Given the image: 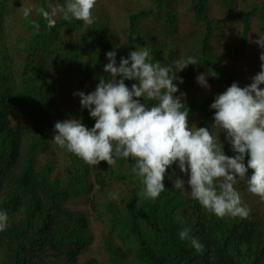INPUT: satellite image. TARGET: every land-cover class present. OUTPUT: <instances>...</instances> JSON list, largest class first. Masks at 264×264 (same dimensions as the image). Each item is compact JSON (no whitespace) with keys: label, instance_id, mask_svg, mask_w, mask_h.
<instances>
[{"label":"trees","instance_id":"obj_1","mask_svg":"<svg viewBox=\"0 0 264 264\" xmlns=\"http://www.w3.org/2000/svg\"><path fill=\"white\" fill-rule=\"evenodd\" d=\"M49 2L65 0H23L34 8ZM21 6L22 0H0V210L9 216L0 264H264V200L243 181L235 187L250 215L221 218L173 188L177 176L187 181L175 164L153 200L142 195L131 158L88 165L52 141L57 121L82 118L94 126L73 93H90L100 78H111L103 69L108 51H117L119 63L136 46L177 71V62L197 59L176 75L184 81L189 125L210 128L214 97L233 82L250 84L260 71L261 49L252 41L264 35V0H97L91 25L58 14L49 29L33 12L39 34ZM205 72L210 89L196 82ZM210 131L233 156L226 132ZM80 199L89 206H77ZM183 226L203 252L180 240Z\"/></svg>","mask_w":264,"mask_h":264},{"label":"clouds","instance_id":"obj_2","mask_svg":"<svg viewBox=\"0 0 264 264\" xmlns=\"http://www.w3.org/2000/svg\"><path fill=\"white\" fill-rule=\"evenodd\" d=\"M96 2L65 0L64 5L49 2L47 7L34 8L24 6L22 0L20 9L25 19L35 12L51 29L58 14L64 21L75 19L93 24ZM29 22L34 34H39L41 24L30 19ZM252 42L261 49L260 71L244 87L233 82L209 106L215 110L210 128L226 132L225 140L233 156L225 154L219 134L213 135L209 127L189 125L191 109L186 93L180 92L183 78L176 73L198 64L197 59L188 56L177 62L181 65L177 71L160 61L152 62L148 48L142 46L121 57L119 63L116 50L106 53L108 62L103 69L111 78H100L90 93H73L79 97L82 109H87L95 120L94 126L88 128L82 118L57 121L52 141L88 165L105 161L112 166L116 158H131L135 161L131 172L142 185V195L153 200L165 191L166 172L175 164L187 181L178 176L173 180V175H169L174 189L190 193L192 199L218 217L247 218L251 209L243 204L235 187L237 182L243 181L248 192L264 200V35ZM126 81L136 83L129 88ZM196 82L205 89L211 87L206 72L197 75ZM185 183L190 191L185 190ZM108 195L117 198L114 192ZM174 219L183 225L179 213ZM8 226V213L0 210V232ZM179 238L196 252H203L204 245L189 227L181 228Z\"/></svg>","mask_w":264,"mask_h":264},{"label":"rangeland","instance_id":"obj_3","mask_svg":"<svg viewBox=\"0 0 264 264\" xmlns=\"http://www.w3.org/2000/svg\"><path fill=\"white\" fill-rule=\"evenodd\" d=\"M179 174H180V172H179ZM188 189H190L189 186H188ZM76 205L79 206V207H80V206H81V207H87V206H89V204H88L87 202L84 203V202L82 201V199L78 200V202H77ZM97 227L102 228V225H101V226H100V225H97L96 228H97ZM99 228H98V229H99ZM97 233H100V231L97 232ZM98 241H99V239L97 238L93 245L97 246L96 242H98Z\"/></svg>","mask_w":264,"mask_h":264}]
</instances>
